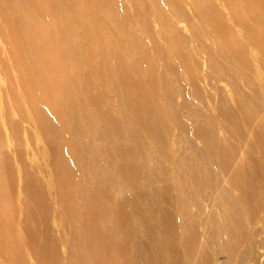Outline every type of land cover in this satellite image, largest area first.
<instances>
[{"label": "bare ground", "instance_id": "bare-ground-1", "mask_svg": "<svg viewBox=\"0 0 264 264\" xmlns=\"http://www.w3.org/2000/svg\"><path fill=\"white\" fill-rule=\"evenodd\" d=\"M114 1L0 0V83L7 85L0 88V109L5 99L10 103V111L0 110L6 126L4 138L0 133V264H219L221 256L222 264H264L257 252L264 250V240L250 241L241 252L242 241L233 232L218 247L220 235L211 231L208 241L197 246V234L177 231L163 211L146 219L136 207L134 198L143 199L144 193L135 182L139 171L148 173L150 163L140 166L134 146L121 147L120 124L133 141L138 134L151 135L146 118L158 96L151 77L147 86L141 80L145 53L135 50L134 32L108 10ZM222 1L245 40L241 69L250 100L264 89V0H236L243 18L230 0ZM190 2L205 20L198 0ZM13 113L46 146L39 155L50 172L46 191L54 196L68 231L63 259L55 253L48 224L52 206L25 173L17 176L19 206L12 205L10 157L18 159L20 150ZM245 119L250 124L251 115ZM121 187L133 199L117 197ZM15 231L23 234L20 240L12 236Z\"/></svg>", "mask_w": 264, "mask_h": 264}, {"label": "rangeland", "instance_id": "rangeland-1", "mask_svg": "<svg viewBox=\"0 0 264 264\" xmlns=\"http://www.w3.org/2000/svg\"><path fill=\"white\" fill-rule=\"evenodd\" d=\"M105 1L112 4V0ZM115 1L108 10L134 32L135 50L145 53L135 57L140 58L144 73L141 80L147 86L151 77L158 96L149 104L146 118L153 128L151 135L138 134L133 141L126 125L120 124L121 147L134 146L140 166L150 163L148 173L139 171L135 182L150 203L136 197V207L146 219L158 218L163 211L177 231L197 234V246L208 241L211 231L220 235L215 243L218 247L233 232L242 241L241 252L250 241L264 240V89L257 90L255 98H247L250 94L242 72L247 49L241 28L230 19L229 7L222 0H198V11L207 17L202 20L192 11L190 0H133V5L129 0ZM230 3L243 18L241 5L236 0ZM4 82L0 88L7 86ZM4 108L10 111L6 99L0 110ZM11 119L18 125L20 142L18 159L9 154L15 176L12 205L19 206L17 176L25 173L52 206L48 224L57 242L55 253L63 259L68 231L54 196L46 191L50 172L39 157L46 146L14 113ZM5 129L0 121L1 135ZM97 145L107 154L101 143ZM121 189L117 197L125 202L133 199L129 189ZM20 235L12 234L16 240ZM257 252L264 255L262 248ZM219 258L222 264L224 256ZM27 261L32 259L27 256Z\"/></svg>", "mask_w": 264, "mask_h": 264}]
</instances>
